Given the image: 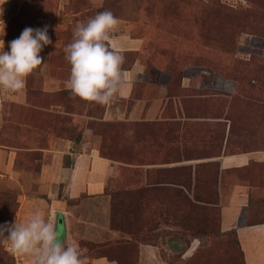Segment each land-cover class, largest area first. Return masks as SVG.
Segmentation results:
<instances>
[{
    "label": "rangeland",
    "instance_id": "1",
    "mask_svg": "<svg viewBox=\"0 0 264 264\" xmlns=\"http://www.w3.org/2000/svg\"><path fill=\"white\" fill-rule=\"evenodd\" d=\"M0 8L4 51L25 28L47 25L52 41L25 89L0 90V225L39 210L85 264L100 254L138 264L140 236L164 264H241L233 235L219 230L217 178L247 186L245 222L257 223L264 163L219 174L218 158L264 151V0H0ZM104 10L120 20L108 45L125 56L123 69L142 66L130 96L109 106L71 97L63 51L74 26ZM52 147L68 166L94 149L117 174L101 194L52 208L61 187L35 181ZM0 264L31 261L0 242Z\"/></svg>",
    "mask_w": 264,
    "mask_h": 264
},
{
    "label": "clouds",
    "instance_id": "2",
    "mask_svg": "<svg viewBox=\"0 0 264 264\" xmlns=\"http://www.w3.org/2000/svg\"><path fill=\"white\" fill-rule=\"evenodd\" d=\"M119 24L110 10H104L74 26L72 40L63 49L70 65L67 87L72 98L100 106H109L116 100L124 84L125 56L111 49L108 42ZM4 28L0 19L2 37ZM51 43L47 25L41 29L25 28L19 38L10 42V51H4L0 38V90L17 93L25 89L27 78L44 64L42 49ZM0 111H4L3 102ZM133 134V130L126 132ZM0 242L8 244L14 255L30 259L31 264H84L79 246L66 244L58 221H50L39 210L22 223L15 220L0 225Z\"/></svg>",
    "mask_w": 264,
    "mask_h": 264
},
{
    "label": "crops",
    "instance_id": "3",
    "mask_svg": "<svg viewBox=\"0 0 264 264\" xmlns=\"http://www.w3.org/2000/svg\"><path fill=\"white\" fill-rule=\"evenodd\" d=\"M123 42L125 46H130L129 48H133V50H137L139 47L135 40L127 39ZM124 70V84L117 96L119 99H127L130 96L133 83L142 73V66L135 62ZM23 100L24 94L21 96V102H24ZM108 114L107 111L106 115ZM54 148L44 150L40 171L35 176V181L42 189L49 188L54 191L61 187L62 197L53 198V194L50 193L52 208L57 205L63 206L64 202L61 199L64 197L74 199L82 194L89 197L101 194L105 189L107 179L109 180L117 174L116 166L111 161L99 157L94 149L73 156L72 164L63 167L60 163L59 151ZM250 161L264 163V151L220 156L218 158L219 174L224 170L243 168ZM233 181L231 184L226 178L222 179L221 176L217 178L219 230L221 233L235 231V240L241 253L242 264H264V221L254 224L245 222L249 218L248 188ZM47 198L49 197L47 196ZM239 219L241 223L244 222L237 225ZM137 254L138 264H164L156 256L155 247L151 245L139 246ZM156 261L159 262L155 263ZM87 264H115V262L97 257L91 258Z\"/></svg>",
    "mask_w": 264,
    "mask_h": 264
},
{
    "label": "trees",
    "instance_id": "4",
    "mask_svg": "<svg viewBox=\"0 0 264 264\" xmlns=\"http://www.w3.org/2000/svg\"><path fill=\"white\" fill-rule=\"evenodd\" d=\"M135 86V85H134ZM133 89V88H132ZM132 89H131V91H132ZM131 94V93H130ZM25 100L27 101V98H25ZM100 156V155H99ZM101 158H105L104 156H100ZM62 166L63 167H68V165L64 162V161H62ZM138 193V192H137ZM136 194V193H135ZM140 195H142V193H138V195H136L135 197H137V196H140ZM169 208V207H168ZM133 221L137 224V225H139V227H140V223L138 222L139 220H134L133 219ZM262 221H264V220H262ZM259 222H261V221H259ZM248 223V222H247ZM258 223V222H257ZM240 224H242L241 223V221H240V219H239V221H238V223H237V225H240ZM249 224V223H248ZM251 224H254V223H251ZM141 228V227H140ZM226 233H231L232 235H233V238H234V240H235V231L234 230H231V231H228V232H226ZM131 239H129L128 241H130ZM149 241L150 240H148L147 238H146V236H140V237H138L137 238V245L135 246V250H137L138 251V249H136L139 245H141V246H143V245H151L150 243H149ZM235 245H236V248H237V251H238V254H239V257H240V262H241V264H242V261H241V253H240V251H239V249H238V246H237V243H236V240H235ZM98 257H105V258H107V256L106 255H103L102 256V254H100ZM97 258V257H96ZM136 258H137V256H136ZM108 261V260H107ZM113 261H115L116 263H117V261L116 260H113ZM118 264V263H117Z\"/></svg>",
    "mask_w": 264,
    "mask_h": 264
},
{
    "label": "water",
    "instance_id": "5",
    "mask_svg": "<svg viewBox=\"0 0 264 264\" xmlns=\"http://www.w3.org/2000/svg\"><path fill=\"white\" fill-rule=\"evenodd\" d=\"M59 222H60V220H59Z\"/></svg>",
    "mask_w": 264,
    "mask_h": 264
}]
</instances>
